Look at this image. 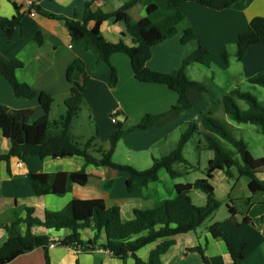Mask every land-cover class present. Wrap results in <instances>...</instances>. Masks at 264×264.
<instances>
[{
	"label": "crops",
	"instance_id": "obj_1",
	"mask_svg": "<svg viewBox=\"0 0 264 264\" xmlns=\"http://www.w3.org/2000/svg\"><path fill=\"white\" fill-rule=\"evenodd\" d=\"M32 1L34 0H0V15L14 16L15 5L21 8V13H24L22 25L15 29L12 37L8 36L5 28H0V60H21L24 67L17 72L19 80L53 96L51 119L56 102L65 105L64 99L72 89V84L66 77L69 65L78 57L84 61L88 77L80 113L86 115V121L81 122L80 126L79 116L76 122L74 121L73 134L77 138L85 141L86 138L98 134L100 139L107 140L115 130L112 115L123 112L124 115H118V119L126 121V126L130 127L140 122L146 114H161L176 104L177 93L166 85L145 83L136 79L129 57L123 53H116L111 58L112 64L118 69V82L112 86L109 65L99 60L97 53L92 48H86L84 42L72 41L64 19L46 15L50 13L66 19H82L87 0H40L38 2L40 10L36 11L35 15L28 12ZM125 1L95 0L92 9L110 12L120 8ZM154 1L161 11H166L168 0ZM181 11L184 18L177 25L178 32L153 47L148 66L163 73H173L178 70L184 58L196 48L194 44L186 45L181 41L183 32L193 28L200 43L209 52L205 57V63H194L188 67V75L194 80L206 82L209 92L202 94L190 90L189 94L194 103L192 109L174 111L162 117L152 128L136 129L120 140L114 153L116 162L128 163L140 170L151 167L155 157L166 155L174 148L173 143H168L169 139L181 136L187 123L199 122L202 114L212 113L213 104L216 101L221 102L227 92L235 89L245 91L248 88L245 84L251 83L249 77L264 74V43L251 46L243 60H239L236 55L239 34L247 31L252 18L264 17V0H236L230 7L222 10L209 8L194 1H184L181 4ZM146 13V6L138 3L129 11V17L132 20H139ZM102 30L109 41L123 40L129 45L135 44L134 38L127 31L125 21L108 19L104 22ZM39 33L42 35V43L37 39ZM225 51L229 54V64H225L222 59ZM218 74L227 76L224 86L215 83L216 78H220ZM0 107L6 108L15 118L24 115L39 118L44 114L38 99L17 97L9 81L1 75ZM62 112L60 116L65 114ZM10 148L11 141L0 132V153L7 152ZM260 157H264L263 142L256 158ZM83 167H86L89 175L87 184H76L71 191L57 188L47 195L35 193L31 175L43 172H72ZM163 170L166 171L165 169L160 171V180L149 183L140 193L131 195L127 191L128 175L125 172L86 165L82 157L42 159L38 156H29L25 160L12 157L9 163L0 161V247L8 238L4 224L14 221L16 217H25L27 207L34 208V216L44 220L47 211L62 210L74 198H101L108 207L119 206L122 220L129 221L134 219L135 209H148L163 200L176 197V184L195 181H176ZM167 175L173 181L170 180L169 187L164 189L159 183L161 180H167ZM258 176L264 184V169ZM237 177L239 176L236 173L234 178H229L224 171L219 170L212 180L216 195L217 182L219 186L222 185L221 188H225L222 180L226 181L225 192L230 199L228 205H233V200L239 198L238 195L231 197L236 188L235 180L240 181V177ZM109 179L113 180L110 190L104 187V183ZM248 191L249 194L243 197L245 199L252 197L248 211L246 213L238 211L237 218L241 220L245 215L250 216L264 235V194L260 193L261 196L257 198L258 194H252L250 189ZM194 192L197 193L196 190ZM201 197L199 196L200 199ZM206 202L207 196L197 205L202 206ZM194 203L196 204L195 201ZM229 216L228 212L227 217L222 220L228 219ZM216 221L219 220L210 218L195 231L175 236L176 243L166 253L157 256L155 264H205L201 254L190 250L197 246L204 248L211 264H233L224 241L208 231L209 225ZM22 229L25 231V226ZM32 230L35 234L47 235L53 240L54 246L49 247L53 264H125L123 259L114 256L110 250L101 246L106 241L103 231L100 233L96 248L84 251L80 247L74 248L58 243L69 233L66 229L57 231L35 225ZM95 234L96 229L93 227L82 230V238L85 241L92 239ZM160 242L161 240L143 247L138 251V256L147 261L151 251ZM7 264H46L45 251L37 248ZM127 264H134V259L129 257ZM244 264H264V243L246 259Z\"/></svg>",
	"mask_w": 264,
	"mask_h": 264
},
{
	"label": "trees",
	"instance_id": "obj_2",
	"mask_svg": "<svg viewBox=\"0 0 264 264\" xmlns=\"http://www.w3.org/2000/svg\"><path fill=\"white\" fill-rule=\"evenodd\" d=\"M40 1V0H39ZM87 0L82 19H66L60 15L47 13L51 18L64 19L72 37V41L84 42L86 48H92L99 60L106 62L110 67V84L118 82V69L112 64L111 58L116 53L127 55L136 79L145 83L166 85L178 95V100L167 112L161 114H146L142 120L130 127L126 121L112 115L115 130L107 140L100 139L94 134L85 141L73 134V123L79 116L84 103L87 70L84 61L76 58L68 67L66 77L72 84L70 94L64 99L66 112L59 119L53 121L51 112L54 98L45 91L37 90L29 83L22 82L17 76L24 63L19 59L9 61L0 60V75L6 78L17 97L38 99L44 114L39 118L24 115L12 117L6 108L0 107V132L11 141V148L0 153V161L10 162L12 157L25 160L29 156H38L64 159L74 156L82 157L86 165L107 167L128 175L126 186L129 194L140 193L151 182L160 180V171L165 169L170 177L176 179L189 175L195 166L185 157L186 144L195 135H201V148L213 151V157L208 161L205 177L194 182L176 184V197L166 199L148 209H135L134 219L123 221L119 206L108 207L104 199H77L74 198L62 210L47 211L44 220L34 216V208H26L25 217H16L10 223L4 224L8 238L0 247V264H7L18 256L42 248L45 251L46 264H53L49 255V247L53 240L47 235L35 234L32 230L35 225H42L48 229H66L69 233L58 243L74 248L91 251L98 245L100 233L103 231L106 241L101 244L110 250L114 256L124 260L132 257L134 264H155L156 257L166 253L176 243L175 236L195 231L206 220L216 213L221 203L216 197L212 183L215 173L222 170L229 178H249L248 187L252 194L263 193L264 184L258 174L264 169V157L256 158L249 150L243 139L237 138L231 124L207 112L201 115L199 122L192 121L186 124L175 147L166 155L155 157L151 167L137 169L128 163H119L114 160V153L120 140L136 129L148 130L158 121L177 110L193 108L190 90L198 93H208L206 82L190 78L188 67L194 63H205L208 50L200 43L193 28L186 29L181 37L183 44H194L195 50L187 55L181 67L173 73H163L148 66L152 57V49L164 40L173 37L178 32L177 25L184 18L181 4L184 1H194L209 8L222 10L230 7L236 0H168L166 11H161L154 0H126L117 10L105 12L102 9L93 10L92 3ZM138 3L146 6V15L139 20H132L129 11ZM16 14L12 17L0 15V28H5L9 37L14 35L15 29L22 25L24 13L15 5ZM39 11V3L29 6L28 12ZM108 19L125 21L127 31L134 38L135 44L129 45L125 41L112 42L103 34V24ZM37 39L43 42L39 33ZM264 43V17L256 16L249 22L247 31L239 34L237 40V58L243 60L248 49ZM222 59L229 64V54L223 52ZM254 84L264 86V74L249 77ZM238 100H244L248 107L243 110ZM225 113L237 123H251L259 127L264 135V103L248 91L235 89L227 92L221 99ZM223 141L231 145L234 150L223 146ZM180 164L182 169L175 165ZM236 169L235 172L233 169ZM31 183L37 195L51 194L57 188L71 191L73 186L88 183L89 175L86 167L72 172H43L31 175ZM113 180L104 183L108 190L112 188ZM200 190L207 195L205 205L194 203L191 193ZM251 203L252 197L246 198ZM229 218L216 221L209 225L208 231L216 238L224 241L233 264H244L263 243L264 235L258 230L250 216L245 215L238 220V209L228 205ZM25 226V231H23ZM88 227L96 229L95 236L85 241L82 230ZM151 251L149 259L143 260L138 251L143 247L160 241ZM163 240V241H162ZM190 250L201 254L205 264H211L204 248L197 246ZM79 264V263H77Z\"/></svg>",
	"mask_w": 264,
	"mask_h": 264
},
{
	"label": "rangeland",
	"instance_id": "obj_3",
	"mask_svg": "<svg viewBox=\"0 0 264 264\" xmlns=\"http://www.w3.org/2000/svg\"><path fill=\"white\" fill-rule=\"evenodd\" d=\"M237 52V50H236ZM220 76V78H216L215 83L216 84H221L222 86H224L227 82V76L224 74H218ZM248 92H251L252 94H254L259 100H261L264 103V86L258 85V84H254V83H247L245 84ZM213 93V92H212ZM210 93V94H212ZM215 93V92H214ZM217 93V92H216ZM215 93V94H216ZM238 104L240 106L241 109L245 110L247 109L248 105L244 100H238ZM65 105H63L61 102H56V105L54 106V113L52 115V120L55 121L57 119H59L60 117V113L62 112V110L64 112H66L65 109ZM62 112V113H64ZM212 113H214V116L223 120V121H227L231 124V129L234 133V135L239 138V139H243L244 141L247 142L248 146H249V150L250 152L254 155V157L258 156V152L261 148L262 142L264 143V135L260 132L259 127L251 124V123H237L233 120H231L229 118V116L227 114H225L224 111V107L223 104L219 101H216L213 106H212ZM78 118H76L75 120H77ZM79 122L78 125H81V122L86 121V115H81V113L79 114ZM76 122V121H75ZM77 124V123H76ZM255 128V129H253ZM180 136H176V137H172L169 139L168 143H173L174 147L177 143V141L179 140ZM201 135L199 134H195L190 141L186 144V147L184 149V155L185 157L192 163L195 165V169L187 176L184 177H178L176 178V181H182V182H187V181H192V180H196L198 178H203L205 177V170L207 168L208 165V161L211 157H213V151L210 150H205L201 148ZM223 146L227 149H232L234 150V148L227 144L226 142L223 141ZM168 154V153H167ZM175 167L177 169H182V166L180 164L175 165ZM234 171H236V169H233ZM163 172H166L163 170ZM168 177L167 180H161V182L159 183L162 188L167 189L169 187V184L171 181H173V179L169 178V175H167ZM239 178V177H237ZM169 180V181H168ZM171 180V181H170ZM175 180V179H174ZM225 184V188H221V186H219V182H217L216 187H217V199L220 201L221 206L220 209L217 210L216 215H213L210 218H217L219 221H222V219H224L225 217H227L228 214V204L230 203V199L228 197V194H226V181L222 180ZM238 180H235V184H236V188L234 189L233 193L231 194V197H235V196H239L238 199L233 200L234 203L233 205L238 209V211L240 213H246L248 211V207L249 204L246 201L245 198H243L245 195L249 194V187H248V183H249V178L246 176H242L240 177V181L237 182ZM222 182V183H223ZM234 184V183H232ZM197 193H195L194 191L191 193V196L193 198V200L197 203H199V201H201L204 197H206L207 195L200 191V190H196ZM258 196H261L260 193H257ZM202 196L201 199L199 198V196ZM210 218L208 220H210ZM208 220L205 221L204 224H206L208 222Z\"/></svg>",
	"mask_w": 264,
	"mask_h": 264
},
{
	"label": "built area",
	"instance_id": "obj_4",
	"mask_svg": "<svg viewBox=\"0 0 264 264\" xmlns=\"http://www.w3.org/2000/svg\"><path fill=\"white\" fill-rule=\"evenodd\" d=\"M38 2H39V0H34V1L30 2V5H32V4H37ZM31 14H32V15H35V14H36V11L33 10V11L31 12ZM51 246H54V244H51Z\"/></svg>",
	"mask_w": 264,
	"mask_h": 264
},
{
	"label": "water",
	"instance_id": "obj_5",
	"mask_svg": "<svg viewBox=\"0 0 264 264\" xmlns=\"http://www.w3.org/2000/svg\"><path fill=\"white\" fill-rule=\"evenodd\" d=\"M121 119H123V118L121 117Z\"/></svg>",
	"mask_w": 264,
	"mask_h": 264
}]
</instances>
